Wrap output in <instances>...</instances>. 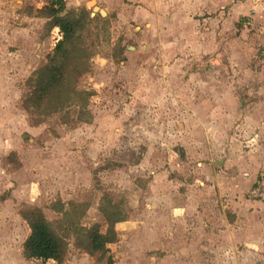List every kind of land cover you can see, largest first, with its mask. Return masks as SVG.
Masks as SVG:
<instances>
[{
    "label": "rangeland",
    "instance_id": "rangeland-1",
    "mask_svg": "<svg viewBox=\"0 0 264 264\" xmlns=\"http://www.w3.org/2000/svg\"><path fill=\"white\" fill-rule=\"evenodd\" d=\"M63 1L92 19L66 72L91 94L57 112L24 103L53 0H0V264H107L93 229L113 264H264V0ZM30 210L59 262L25 252Z\"/></svg>",
    "mask_w": 264,
    "mask_h": 264
},
{
    "label": "trees",
    "instance_id": "trees-1",
    "mask_svg": "<svg viewBox=\"0 0 264 264\" xmlns=\"http://www.w3.org/2000/svg\"><path fill=\"white\" fill-rule=\"evenodd\" d=\"M63 9V0H53L50 6L39 10L42 15L49 18L48 27H58L61 37L56 41L45 64L29 76L30 92L24 103L31 111H43L46 107H51L57 112H62L66 107L78 105L83 95L91 94L90 91L68 86L66 72L70 64L76 74L82 72L78 66L79 53L82 50V32L85 22L92 19L83 8H69L64 11ZM78 112L85 121L89 120L90 113L84 108L79 107ZM61 206L60 210L64 214V206L62 204ZM25 218L34 226L22 242L25 252L43 262L49 259L59 262L65 254L66 243L53 231L51 221L39 210L28 211ZM84 239L86 249L94 251L99 257H106L107 264H113L112 257L106 256L102 234L93 229L84 236Z\"/></svg>",
    "mask_w": 264,
    "mask_h": 264
},
{
    "label": "water",
    "instance_id": "water-1",
    "mask_svg": "<svg viewBox=\"0 0 264 264\" xmlns=\"http://www.w3.org/2000/svg\"><path fill=\"white\" fill-rule=\"evenodd\" d=\"M91 5H92V9L94 10L93 12L98 11L101 15H104L106 14L105 10H103L102 8H100L99 6L95 5L93 1H90L89 2Z\"/></svg>",
    "mask_w": 264,
    "mask_h": 264
},
{
    "label": "built area",
    "instance_id": "built-area-1",
    "mask_svg": "<svg viewBox=\"0 0 264 264\" xmlns=\"http://www.w3.org/2000/svg\"><path fill=\"white\" fill-rule=\"evenodd\" d=\"M34 3H37V0H32ZM44 2V0H41V2L40 3H43Z\"/></svg>",
    "mask_w": 264,
    "mask_h": 264
}]
</instances>
